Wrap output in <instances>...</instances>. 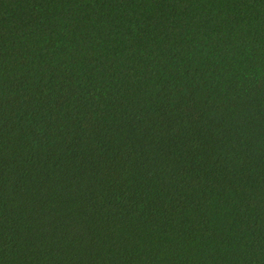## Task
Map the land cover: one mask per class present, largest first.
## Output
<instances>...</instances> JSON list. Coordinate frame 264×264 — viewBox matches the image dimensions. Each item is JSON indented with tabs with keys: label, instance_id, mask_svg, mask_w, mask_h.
I'll return each instance as SVG.
<instances>
[{
	"label": "trees",
	"instance_id": "obj_1",
	"mask_svg": "<svg viewBox=\"0 0 264 264\" xmlns=\"http://www.w3.org/2000/svg\"><path fill=\"white\" fill-rule=\"evenodd\" d=\"M0 264H264V0H0Z\"/></svg>",
	"mask_w": 264,
	"mask_h": 264
}]
</instances>
